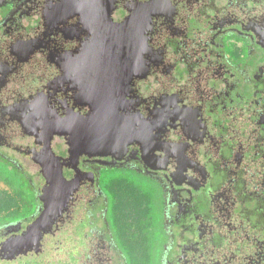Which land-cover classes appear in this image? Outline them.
Returning <instances> with one entry per match:
<instances>
[{
	"label": "flooded vegetation",
	"instance_id": "obj_1",
	"mask_svg": "<svg viewBox=\"0 0 264 264\" xmlns=\"http://www.w3.org/2000/svg\"><path fill=\"white\" fill-rule=\"evenodd\" d=\"M0 264H264V0H0Z\"/></svg>",
	"mask_w": 264,
	"mask_h": 264
},
{
	"label": "water",
	"instance_id": "obj_2",
	"mask_svg": "<svg viewBox=\"0 0 264 264\" xmlns=\"http://www.w3.org/2000/svg\"><path fill=\"white\" fill-rule=\"evenodd\" d=\"M113 67L114 66H111V65L110 66L109 65H99L98 68H100V76L104 74L105 75L104 77H106V74H108L109 70L113 72V70H112ZM103 68H107L105 72H104ZM116 68L118 69V66H116ZM101 77H103V76H101ZM48 213H50V209H49V212H47V215H50ZM45 214H46V211H44L43 214H41L36 219V221L31 225L27 234L36 233L35 230L42 229L45 226Z\"/></svg>",
	"mask_w": 264,
	"mask_h": 264
},
{
	"label": "rangeland",
	"instance_id": "obj_3",
	"mask_svg": "<svg viewBox=\"0 0 264 264\" xmlns=\"http://www.w3.org/2000/svg\"><path fill=\"white\" fill-rule=\"evenodd\" d=\"M17 184V183H16ZM2 186L1 187H3V191L5 192V191H11L12 190V187H13V184H9V183H7V182H3L2 184H1ZM109 192V191H108ZM147 193H149V191L147 192ZM135 205L137 206V205H139V201H137V202H135ZM124 205H122V203H120L119 202V205H118V207L117 208H120V207H123ZM25 210V207H22L21 208V211H24ZM54 259H56V256L55 257H53Z\"/></svg>",
	"mask_w": 264,
	"mask_h": 264
}]
</instances>
